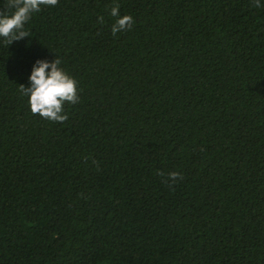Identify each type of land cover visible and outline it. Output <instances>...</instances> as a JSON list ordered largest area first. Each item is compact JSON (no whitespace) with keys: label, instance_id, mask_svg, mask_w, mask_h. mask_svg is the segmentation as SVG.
I'll use <instances>...</instances> for the list:
<instances>
[{"label":"trees","instance_id":"trees-1","mask_svg":"<svg viewBox=\"0 0 264 264\" xmlns=\"http://www.w3.org/2000/svg\"><path fill=\"white\" fill-rule=\"evenodd\" d=\"M260 3L58 0L0 37V264H264ZM57 57L62 123L19 91Z\"/></svg>","mask_w":264,"mask_h":264},{"label":"clouds","instance_id":"clouds-1","mask_svg":"<svg viewBox=\"0 0 264 264\" xmlns=\"http://www.w3.org/2000/svg\"><path fill=\"white\" fill-rule=\"evenodd\" d=\"M58 0H8V7L14 8V13L9 16L0 11V37L5 38V44L11 45L14 41L29 36L24 30L26 22L34 12H39L41 6H56ZM254 6L261 7L260 0H254ZM119 4L112 7L110 15L116 17L111 27L113 36L122 31H128L135 23L131 15L120 16ZM103 23V17L98 18ZM57 57L54 61L40 59L35 62L29 77L30 86L20 85L19 91L29 97L31 112L53 122H65L68 115L64 113V104H76L80 100L78 94V81L71 77L61 66ZM50 69V71H49ZM93 163H96L93 161ZM158 175H164L158 172ZM168 179L173 183L182 180L180 172L173 171L168 174ZM165 183H168L166 180ZM171 186V185H170Z\"/></svg>","mask_w":264,"mask_h":264}]
</instances>
